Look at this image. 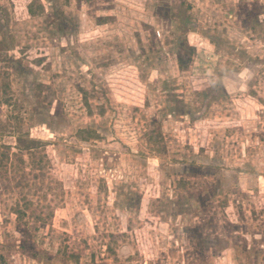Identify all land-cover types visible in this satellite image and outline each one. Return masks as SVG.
<instances>
[{
	"label": "rangeland",
	"instance_id": "374dc122",
	"mask_svg": "<svg viewBox=\"0 0 264 264\" xmlns=\"http://www.w3.org/2000/svg\"><path fill=\"white\" fill-rule=\"evenodd\" d=\"M0 264H264V0H0Z\"/></svg>",
	"mask_w": 264,
	"mask_h": 264
}]
</instances>
